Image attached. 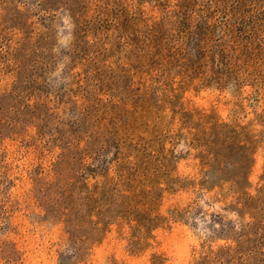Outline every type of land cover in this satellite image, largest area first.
Wrapping results in <instances>:
<instances>
[{
    "label": "rangeland",
    "instance_id": "rangeland-1",
    "mask_svg": "<svg viewBox=\"0 0 264 264\" xmlns=\"http://www.w3.org/2000/svg\"><path fill=\"white\" fill-rule=\"evenodd\" d=\"M180 1L0 0V264H264V0Z\"/></svg>",
    "mask_w": 264,
    "mask_h": 264
},
{
    "label": "trees",
    "instance_id": "trees-1",
    "mask_svg": "<svg viewBox=\"0 0 264 264\" xmlns=\"http://www.w3.org/2000/svg\"><path fill=\"white\" fill-rule=\"evenodd\" d=\"M218 1H221V0H218ZM184 2H185L184 0L183 1L181 0L180 1V5H183ZM220 3L221 2H219L217 4L219 5ZM243 6H244V0H235L234 7L231 10L226 11V15L230 18V20H231L232 17L239 16L240 15V12H241L240 9H242ZM226 27H227L226 28L227 29V32L226 33L228 35V33H230L232 31V28L230 27V25H227ZM222 48L223 49L221 51V54L223 56L228 57V54H227V49L228 48H226L224 46ZM229 48L230 49L232 48L231 49L233 51V57L232 58L235 59V60H234V63H230V62H228V60L225 61V66L226 67L230 66L229 67V70H227V74L228 75H226L224 77H222V76L218 77V79H216L217 82H218V84H225V83L229 82L228 80L234 79V76L232 74L233 68H235V65L234 64L236 62L239 63V62H242V61H246V59H248L247 62L250 61V59H252L255 56V53H256V50H257L256 44L253 43L252 41L251 42H247L246 45H241V46H238V47H234V46L232 47L231 46ZM162 61H164V59ZM176 61H178V60H176ZM193 70H195V69L193 68ZM197 73L198 72H195V73L193 72L194 78H196V76H198ZM174 74H176V73H174ZM208 80L209 81H207V82H210L211 79H208ZM252 80H254L253 82H256L257 85H252V84H249V83L248 84H242L241 83V85H240L241 86L240 92H244L245 89H247L249 86H251V88L254 89L255 93L259 97L264 92V81H260V78H255V79H252ZM235 81H236L237 84H240V81L238 79H236ZM247 94H248V90H247ZM191 115H192L191 117H194V118H197V119L198 118H201L202 119V118H205V117L208 116L207 113L202 112L200 110H198V111H196V110L192 111V114ZM212 126H211V128L209 130H212ZM238 129H244V128L239 127V126H234L233 131H237ZM211 144H213V141H208V143H206V145H204V147H202L203 146L202 145L200 148H206V147H207V149L208 148H211L210 147ZM238 146H241V144H239ZM207 149H205V150H207ZM250 168H251V166H250ZM239 172H244V169H240ZM237 183L239 185L242 184L240 181L237 182Z\"/></svg>",
    "mask_w": 264,
    "mask_h": 264
}]
</instances>
